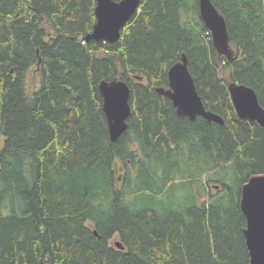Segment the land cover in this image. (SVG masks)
I'll list each match as a JSON object with an SVG mask.
<instances>
[{"label":"trees","instance_id":"obj_1","mask_svg":"<svg viewBox=\"0 0 264 264\" xmlns=\"http://www.w3.org/2000/svg\"><path fill=\"white\" fill-rule=\"evenodd\" d=\"M210 1L230 61L198 0H140L113 42L85 39L96 0H0V264H249L239 199L264 173V127L227 83L264 108V0ZM182 54L222 124L155 90ZM115 78L131 113L113 141L97 86Z\"/></svg>","mask_w":264,"mask_h":264},{"label":"water","instance_id":"obj_2","mask_svg":"<svg viewBox=\"0 0 264 264\" xmlns=\"http://www.w3.org/2000/svg\"><path fill=\"white\" fill-rule=\"evenodd\" d=\"M140 0H96L95 23L85 39L115 41L120 29L136 12ZM198 13L207 28L214 50L219 56L232 60L234 51L229 43L225 19L210 0H198ZM136 79L142 77L135 75ZM167 87L155 90L169 98L178 116L194 120L202 116L207 121L222 124L218 114L204 108L187 67L185 54L167 71ZM102 98V110L107 120L111 140H116L127 128L126 119L131 113L130 87L121 79L101 80L97 86ZM227 90L236 114L264 127V108L260 106L254 90L244 84L230 81ZM239 206L245 220L243 236L249 264H264V173L252 174L242 184ZM117 248H122L115 241Z\"/></svg>","mask_w":264,"mask_h":264},{"label":"rangeland","instance_id":"obj_3","mask_svg":"<svg viewBox=\"0 0 264 264\" xmlns=\"http://www.w3.org/2000/svg\"><path fill=\"white\" fill-rule=\"evenodd\" d=\"M34 83H35V80H32V78H31V80H28V86L30 87V89H32V87L34 86Z\"/></svg>","mask_w":264,"mask_h":264},{"label":"bare ground","instance_id":"obj_4","mask_svg":"<svg viewBox=\"0 0 264 264\" xmlns=\"http://www.w3.org/2000/svg\"><path fill=\"white\" fill-rule=\"evenodd\" d=\"M102 107V106H101Z\"/></svg>","mask_w":264,"mask_h":264}]
</instances>
